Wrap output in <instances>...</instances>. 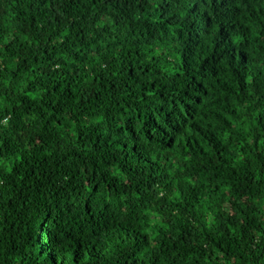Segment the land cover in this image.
<instances>
[{
	"label": "clouds",
	"instance_id": "clouds-1",
	"mask_svg": "<svg viewBox=\"0 0 264 264\" xmlns=\"http://www.w3.org/2000/svg\"><path fill=\"white\" fill-rule=\"evenodd\" d=\"M0 264H264V0H0Z\"/></svg>",
	"mask_w": 264,
	"mask_h": 264
}]
</instances>
